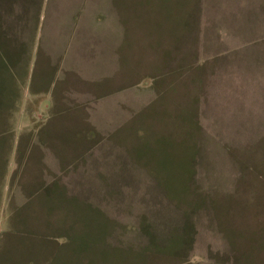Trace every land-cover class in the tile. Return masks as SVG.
I'll list each match as a JSON object with an SVG mask.
<instances>
[{
    "label": "rangeland",
    "instance_id": "rangeland-1",
    "mask_svg": "<svg viewBox=\"0 0 264 264\" xmlns=\"http://www.w3.org/2000/svg\"><path fill=\"white\" fill-rule=\"evenodd\" d=\"M113 3L117 61L98 0L65 75L44 67L49 12L0 65V264H263L228 243L264 242V0Z\"/></svg>",
    "mask_w": 264,
    "mask_h": 264
},
{
    "label": "crops",
    "instance_id": "crops-1",
    "mask_svg": "<svg viewBox=\"0 0 264 264\" xmlns=\"http://www.w3.org/2000/svg\"><path fill=\"white\" fill-rule=\"evenodd\" d=\"M97 2L98 0H0V65H5L6 67L16 65L15 62L20 58L17 57L14 62L11 60V57L15 55L17 50L26 47L25 43L30 41L35 35L37 39L40 38L44 25L46 24L45 20L47 18V13L49 12L48 35L44 38L46 39L44 45L41 46L39 44L47 62L44 64V67L46 68L48 66V68H50L54 65H58L59 68L57 70L65 75V72H68L65 69L70 67V54L72 55L75 51H78L79 53V50L84 49L83 47L85 45L86 48H89V45L91 44L88 36L89 17L95 15L94 12L97 9L92 10V7ZM106 3L108 4V2ZM104 4L102 9H98L99 12L102 13V15L98 16L99 19H104V30L103 33H100V31L96 33L95 39L98 43L97 48L103 59L109 61L114 59L117 61L119 54L116 50L123 42L126 30L122 24L120 14H118V11L114 6L113 0H109L108 7H105ZM112 10L114 14L111 13ZM110 13L113 15V21L116 24L107 18ZM88 42L90 43L89 45H87ZM3 45L5 47H2ZM191 54L193 57V52ZM12 71V68L8 69L7 73H9V75H7L6 79L11 78ZM107 71H109V69H105L103 74H107ZM76 72L82 73L86 78H91L88 73H84L78 69ZM45 74L46 72L42 75L44 76L43 81L46 79ZM60 77L61 76H59V78ZM55 78H57V76H55L53 80H57ZM49 85H51V83ZM39 87L42 89L45 85L37 86V88ZM115 92L119 97L120 92ZM38 96L35 95L34 97L39 98ZM105 96L106 95H104L102 100H99L97 103L98 112H100L101 104L105 102ZM16 101L17 100L15 99V104ZM257 160L258 177L256 180L257 188L255 191L257 193V216H251L254 221L251 222L252 224L250 225L247 219L250 217L249 214L247 213L244 215V222L248 223L247 225H250L251 227L254 223L262 224L264 222V155L259 154ZM237 166L239 165L237 164ZM241 173H243L242 169ZM250 181L251 179L248 177L243 180L244 187L248 186ZM235 187L237 186L229 185L228 192L232 193ZM229 251L232 252V255L240 257L241 260L242 258L251 256L253 258H264V242L256 249H246L243 247L241 250L238 249L237 251L233 248V244L229 245L228 243V252Z\"/></svg>",
    "mask_w": 264,
    "mask_h": 264
}]
</instances>
